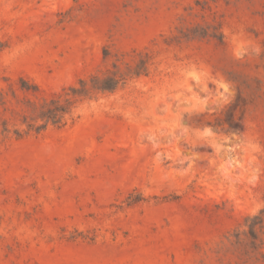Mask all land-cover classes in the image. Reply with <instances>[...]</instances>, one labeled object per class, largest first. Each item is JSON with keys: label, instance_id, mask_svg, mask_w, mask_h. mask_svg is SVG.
<instances>
[{"label": "rangeland", "instance_id": "rangeland-1", "mask_svg": "<svg viewBox=\"0 0 264 264\" xmlns=\"http://www.w3.org/2000/svg\"><path fill=\"white\" fill-rule=\"evenodd\" d=\"M141 59L17 136L28 100ZM0 90V264H264V0H0Z\"/></svg>", "mask_w": 264, "mask_h": 264}, {"label": "trees", "instance_id": "trees-1", "mask_svg": "<svg viewBox=\"0 0 264 264\" xmlns=\"http://www.w3.org/2000/svg\"><path fill=\"white\" fill-rule=\"evenodd\" d=\"M109 52H105L107 56ZM147 60L141 59L135 65H128L123 70L118 62H114V68L106 71L95 72L88 77H83L77 83L68 87H64L62 91L54 92L49 96H45L41 103H35L28 100V107L32 109V113H25L22 118V124L27 126L26 129H16L18 137L33 131L40 133L48 126H64L69 119H74L72 110L77 103L92 98L95 94L113 92L121 84L125 83L129 76H139L147 71ZM22 88L25 90L39 91V86L29 82L26 78H21ZM0 102L5 104V97L0 90ZM4 130H7V122L4 121ZM141 198H139L140 200ZM137 201V200H134ZM248 224V235L252 238V243L256 245L260 238V234H264V210L260 213L249 215L246 217Z\"/></svg>", "mask_w": 264, "mask_h": 264}]
</instances>
